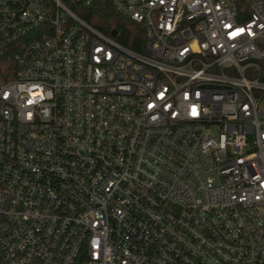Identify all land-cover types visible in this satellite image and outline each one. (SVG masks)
I'll return each mask as SVG.
<instances>
[{
    "label": "built area",
    "instance_id": "built-area-1",
    "mask_svg": "<svg viewBox=\"0 0 264 264\" xmlns=\"http://www.w3.org/2000/svg\"><path fill=\"white\" fill-rule=\"evenodd\" d=\"M0 264H264V0H0Z\"/></svg>",
    "mask_w": 264,
    "mask_h": 264
},
{
    "label": "trees",
    "instance_id": "trees-1",
    "mask_svg": "<svg viewBox=\"0 0 264 264\" xmlns=\"http://www.w3.org/2000/svg\"><path fill=\"white\" fill-rule=\"evenodd\" d=\"M82 17L94 27L106 31L115 28L119 31L117 39L133 49H140V40L144 39L142 25L118 15L107 3L93 6L89 11L81 14Z\"/></svg>",
    "mask_w": 264,
    "mask_h": 264
},
{
    "label": "water",
    "instance_id": "water-1",
    "mask_svg": "<svg viewBox=\"0 0 264 264\" xmlns=\"http://www.w3.org/2000/svg\"><path fill=\"white\" fill-rule=\"evenodd\" d=\"M115 33H116V31H115V30H113V31H112V34L114 35Z\"/></svg>",
    "mask_w": 264,
    "mask_h": 264
},
{
    "label": "rangeland",
    "instance_id": "rangeland-1",
    "mask_svg": "<svg viewBox=\"0 0 264 264\" xmlns=\"http://www.w3.org/2000/svg\"><path fill=\"white\" fill-rule=\"evenodd\" d=\"M214 130H215V128L212 129V131H214Z\"/></svg>",
    "mask_w": 264,
    "mask_h": 264
}]
</instances>
